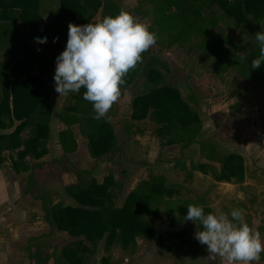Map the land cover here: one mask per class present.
<instances>
[{
  "label": "trees",
  "instance_id": "16d2710c",
  "mask_svg": "<svg viewBox=\"0 0 264 264\" xmlns=\"http://www.w3.org/2000/svg\"><path fill=\"white\" fill-rule=\"evenodd\" d=\"M42 1L0 0V130L11 129L0 133V166L8 155L14 154L11 156L12 166L19 173H28L30 184L45 162L32 165L28 158L41 157L51 141L49 80L53 78L58 55L54 49L65 47L69 22L79 25L94 23V16L100 9L102 18L122 11L115 0H57V6L47 10L41 9ZM149 4L155 7L156 26L160 29L159 32L153 31L161 46L176 42L185 44L195 35L199 37V48L212 43L213 29L208 25L214 27L217 24L216 18L208 11L212 5H217L225 17L238 25L248 21L249 16L257 22L264 20V0H138L137 9L144 17L149 15L145 10ZM55 33H58L56 38ZM35 37H47V41L39 44ZM238 49L246 54L232 57L228 65L248 81L264 87V62L257 69L250 67L251 60L258 55L257 42L245 41ZM141 55L142 61L127 73L125 84L121 86L128 87L138 78L143 80L141 92L130 102L131 119L149 120L156 125L155 130L160 136H166L169 145L180 146L182 154L174 159L173 166L184 174V181L192 182L194 173L197 170L206 172L207 167L204 162L188 163L184 151L198 144L200 152L213 160L216 146L208 140L198 139L202 120L196 105L183 99L178 87L164 82L167 67L161 57L151 55L143 60V53ZM34 68L38 74L32 72ZM84 91L81 88L79 92L68 93L73 103L64 106L57 114L65 125L59 131L63 158H68L78 148L77 134L73 129L77 125L79 134L87 140L91 157L96 162L102 157L111 159L121 146L110 114L108 112L106 118L100 120L93 119L91 103L82 98ZM138 130L144 133V130ZM222 158V173L216 180H244L243 157L230 153ZM147 169V176L128 192L123 205L116 206L114 191L121 190L122 185L112 174L98 181L93 169L71 164L66 171L76 175V182L66 185L65 190L77 205L47 204L43 198V219L52 228L51 233L57 230L79 239L64 245L57 254L56 248L49 252L51 246L46 241L49 235L29 237L25 246L26 263L50 264V259L54 258L51 264H85L86 257L93 251L89 243L105 239L106 247L116 242L123 248L136 245L138 237L154 232L149 218L166 217L175 224L183 220L187 204L201 205L205 213L213 211L208 190L200 197L188 198L182 192L185 186L168 183L165 174L155 171L151 163ZM171 237L175 234H161L160 245L174 249L176 246L170 242Z\"/></svg>",
  "mask_w": 264,
  "mask_h": 264
},
{
  "label": "rangeland",
  "instance_id": "374dc122",
  "mask_svg": "<svg viewBox=\"0 0 264 264\" xmlns=\"http://www.w3.org/2000/svg\"><path fill=\"white\" fill-rule=\"evenodd\" d=\"M115 1L121 10L146 23L151 31L154 29L159 32L160 26H156L153 5L145 7L149 15L144 17L137 9L138 0ZM57 4V0H43L41 9L47 10ZM208 11L217 21L214 27L208 25V28L213 29L212 43H205L204 47L199 48V37L196 35L191 36L185 44L176 42L171 46H161L156 41L143 52V60L151 55L161 57L167 67L164 69V82L178 87L183 99L196 105L202 120L198 139L208 140L216 146L215 159L209 160L200 152L198 144L192 145L184 151V159L188 163L204 162L207 168L206 172L197 170L192 182L184 181V174L173 166L174 159L182 154L180 146L169 145L166 136H160L155 130L156 125L149 120L131 119L130 102L141 92L143 80L138 78L130 86L121 87L120 97L109 110V119L121 146V150L111 159L102 157L96 162L89 153L87 140L79 134L78 126L73 127L78 138L77 153L69 154L64 159L54 140V129L52 131L51 128L52 139L46 153L39 158H28L32 165L45 162L32 184L27 180L28 174L24 176L22 194L26 206H29L28 219L34 209L33 218L38 216L37 221H40L36 229L40 235H49L46 240L51 246L49 252L56 248L59 254L64 245L79 239L57 230L51 233L52 228L43 219V198L47 204L77 205L65 190L66 185L73 180L72 177L76 179L75 174L66 172L71 164L78 168L93 169V175L98 181L112 174L122 185L121 190L114 191L115 205L121 206L128 192L140 179L147 176V165L152 162L154 170L165 174L168 183L185 186L182 192L186 197H200L208 190L214 212L228 213L233 208L242 209L245 222L264 241V87L248 81L228 65L232 57L246 54L238 46L245 41L256 42L255 33L261 30V25L264 26V20L257 22L249 16L248 21L238 25L225 17L217 5H212ZM101 18L100 9L94 20ZM63 49L57 48L54 52L59 54ZM32 72L39 73L35 68ZM49 84L52 89L50 103L54 104L53 110L55 106L63 111L64 106L73 103L69 94L59 96L54 90L53 78L49 80ZM56 120L59 121L58 118ZM130 123L132 125L129 128ZM138 128L144 130V133H140ZM230 153H238L243 157L245 178L240 182L217 181L216 177L222 173V157ZM149 219L153 222L154 232L138 237L136 245L123 248L116 242L106 247L105 239L89 243L93 251L86 257L85 264H227L222 257L208 256L206 246L199 244L194 238V232L201 229L198 223L196 225L183 219L172 224L166 217ZM166 232L175 234V237L170 238V242L176 246L174 249L159 243V236ZM22 237L27 241V232ZM26 243L21 245L25 247ZM53 260L51 258L49 262L52 263ZM254 264H264V252Z\"/></svg>",
  "mask_w": 264,
  "mask_h": 264
},
{
  "label": "clouds",
  "instance_id": "9594fccd",
  "mask_svg": "<svg viewBox=\"0 0 264 264\" xmlns=\"http://www.w3.org/2000/svg\"><path fill=\"white\" fill-rule=\"evenodd\" d=\"M58 33L54 34V38ZM36 43H46L47 37H35ZM258 55L250 67L257 69L264 62V26L255 33ZM157 41L149 26L126 11L106 15L101 20L83 25L69 22L64 49L55 57L54 90L61 95L85 91L93 119L106 118L121 95L124 77L142 61V53ZM183 219L202 229L194 238L206 246L208 256L222 257L227 264H254L261 259L264 241L244 220L243 210L233 208L228 213L209 211L203 206L187 204Z\"/></svg>",
  "mask_w": 264,
  "mask_h": 264
},
{
  "label": "crops",
  "instance_id": "0c3cea01",
  "mask_svg": "<svg viewBox=\"0 0 264 264\" xmlns=\"http://www.w3.org/2000/svg\"><path fill=\"white\" fill-rule=\"evenodd\" d=\"M52 105L54 104L52 103ZM60 112V108L54 106V110L52 109L51 128L52 131L54 129L53 133L55 136L53 137L57 141V147L63 153L61 145L59 144V131L64 129L65 125L60 120H56L58 118L57 114ZM4 131L1 129L0 133H4ZM76 139L78 143L77 136ZM78 148L74 153H77ZM11 158L8 155L4 163L0 166V264H27L25 260V247L21 245L22 243H26V239L22 236L24 232H27L28 238L39 236L40 232L36 228L40 221H37L39 219L38 216H36V219L33 218L34 209L31 210L33 214L28 219L30 213L27 209L29 206H26L22 194V181L28 173L17 172L12 166ZM72 179L68 184L76 182V179L74 180L73 177ZM49 263L51 264V262Z\"/></svg>",
  "mask_w": 264,
  "mask_h": 264
}]
</instances>
